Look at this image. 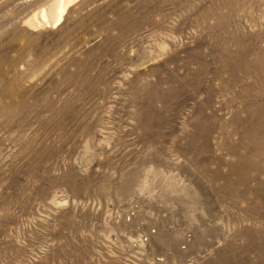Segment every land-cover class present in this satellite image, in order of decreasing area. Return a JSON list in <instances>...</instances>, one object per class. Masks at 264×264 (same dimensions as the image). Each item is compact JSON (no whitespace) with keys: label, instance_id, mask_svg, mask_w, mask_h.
Masks as SVG:
<instances>
[{"label":"rangeland","instance_id":"374dc122","mask_svg":"<svg viewBox=\"0 0 264 264\" xmlns=\"http://www.w3.org/2000/svg\"><path fill=\"white\" fill-rule=\"evenodd\" d=\"M52 1L0 0V264H264V0Z\"/></svg>","mask_w":264,"mask_h":264},{"label":"bare ground","instance_id":"6f19581e","mask_svg":"<svg viewBox=\"0 0 264 264\" xmlns=\"http://www.w3.org/2000/svg\"><path fill=\"white\" fill-rule=\"evenodd\" d=\"M74 2H77V0H53L49 4L48 11L42 8L39 14L41 16H39V20L34 23H31V21L30 23L32 25L43 24L46 26L56 27L62 23L69 6H71Z\"/></svg>","mask_w":264,"mask_h":264}]
</instances>
